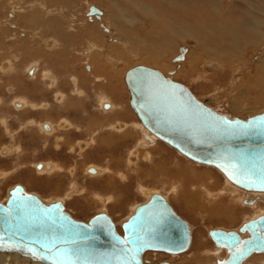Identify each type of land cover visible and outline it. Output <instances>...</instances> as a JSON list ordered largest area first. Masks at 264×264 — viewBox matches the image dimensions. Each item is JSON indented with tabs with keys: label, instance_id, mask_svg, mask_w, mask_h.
Here are the masks:
<instances>
[{
	"label": "bare ground",
	"instance_id": "1",
	"mask_svg": "<svg viewBox=\"0 0 264 264\" xmlns=\"http://www.w3.org/2000/svg\"><path fill=\"white\" fill-rule=\"evenodd\" d=\"M3 1H5V0H2L1 2L4 3ZM49 1L54 2L56 0H38L35 2H34V0H32V2L29 3V7H28L27 11H20L19 12L18 11L19 9L16 8L17 6H15V7H13V9L9 13L7 12L8 13L7 16H9L11 20L6 19L5 23L9 25V27H10V28L8 27L9 30L10 29L12 30L10 32V40L12 39L11 41L14 43H11L10 45H13V47H10V46H8L9 44H6L5 42H3V41H5V40H3V38L6 35V30H5L6 28L3 29L4 25L2 26V28L0 26V62H1V60L5 59V62L7 63V65L5 67H2V68L3 69L10 68L9 73L13 71V69L11 67H8L9 66L8 63H10L11 61H9V58L8 59L5 58V54H6L5 52L7 50H10V49H12V51L14 50L15 53H19V54L24 53V55L27 53L28 54L29 53H33V54L36 53V54H34L35 56H33L34 59L32 61H30L29 65L27 64V68L31 67L32 65H34V66L37 65V67H38L39 60L36 59V57H37L36 55L39 54L41 52V50L43 52L45 51V53L48 56L47 59L53 57V59L44 60L45 63H48V61L50 62L51 60H53L55 62V59H60L59 54L61 51L63 53H65V51H64V49H66L65 40L67 39L68 41H71V40H69V38H70L69 36H72V38H76L77 40L79 39L78 41H80V42L82 41L84 44L86 43V45L88 44L89 46L88 45L87 46L91 47L92 50L96 48L93 51L90 50V52H87L88 54L85 52V50H83V52H82V54L84 55V58L87 59L89 62V65H85L83 67L84 73H85L84 76H87L86 72L90 73V74L93 72L92 76H93V79H95L94 82H104V84H101L98 87V89H100V90L106 89L107 91H109L110 94H107L104 92H101L98 94L100 97L99 107L101 108L102 105L105 103H110L112 105V109L109 107L111 110L109 109L110 111H107L106 112L107 114H105V113L103 114L100 111L99 114H101V115L98 118H95L94 116H92L91 114L88 113L86 115V117H89V120H88L89 122L87 121L86 126L88 123H90L91 132H93L95 130H99L100 132L106 131L109 127H110V131L117 132V134L116 133H114V134L110 133L109 135L104 134L102 136V138H99L102 143H101L100 147L99 146L97 147V151H99V153L101 155L105 154L104 151L107 147L113 146L115 149L116 147H118V145L119 146H121V145L125 146V144H127L128 142H132V145L129 146L131 149H128L129 148L128 147L126 149V151H128V153H131L135 156L130 155L128 157V160H126L125 158H121V157H119V158L115 157L114 158V155H112V156L109 155L110 156L109 158L112 157L113 160L111 162V159L108 158V163H107L106 167H104L100 164L99 165H93L92 164V165H89L90 168L87 165L85 167L84 171L85 172L87 171V173L90 176H92L91 178L95 179V180L102 178V176L109 177L108 179H109V181H111L110 183L107 182V185L109 187H113V183H114L113 178L114 177L118 176V178H120L121 181H123L125 183H129V181L131 182V179L135 178L138 182L137 183L138 191H140L141 193H144V194H142V197H144L145 201H143L142 204L147 203L153 195L158 194V195H162L163 197H165L169 201V203L171 204L172 207H173V204L175 203V201H176L175 205H177L178 207H179V205H178L179 201H182L186 209H188V210H190V209L191 210H194V209L199 210V209L203 208V209H205L206 213L209 214V212H210L211 216H209V217L215 216L219 219V222H225V223H232L234 220H236L235 216H236L237 210L235 209V206H232L231 203L224 204L223 202H220L218 204H214L211 201H209L208 204L210 203L211 204L210 206H212L211 208H209V207H207L206 203L204 202L205 200L208 201V198H211L214 200L223 199L225 201L234 199V200H238L241 203V205L243 206V201L246 200L247 198H249V197H253V198L260 197L261 201H258L253 206H251L252 208H254L256 210L258 208H260L259 212H257L254 215V217H252L251 219L242 223L237 228L238 230L237 229H228V228H223V227L222 228H213V227H210V226L203 223L202 227L206 231V235L209 234V237H210V238H207L204 235V232L202 230H198L195 225H193L192 223L189 222L190 220L187 221L189 223L190 232H191V236H192L191 246L189 248V250L190 249L191 250L190 251L188 250L189 253L187 255H188V257L191 258L192 261H195V262L197 261V264H203L202 260L206 259L207 262L214 260L213 264H219L224 259H228L229 253H228L227 249L225 247H218L216 245V243L213 241V239L210 236V231H212V230H223L226 232L235 231V232L239 233L242 238L248 237L249 234L248 233H242L240 231V229L245 223H247L249 221H253L255 219H258L259 217L264 215V207L262 208V206H261V203L264 205V192L246 191V190L242 189L241 187L235 185L229 179H227L225 177V175L219 169H217L215 167L203 165V166H207L208 169L214 168L215 170H217V172L223 177V181H221L222 184L219 183V180L216 179V177L213 175V172H211V171H213L212 169H210V170H205V169L204 170H198L196 168H193L189 163L195 164V162H193L190 159H188L187 157L181 155L176 149H174L173 147H171L170 145H168L167 143L162 141L160 138H158L156 135L151 133L141 123V121L137 117V114L135 113V111L132 107L131 108L133 109L135 114L133 116L130 113V111L128 109V100L130 103L131 98H130V91H129L127 83L125 81V77H126L128 70H130L136 66H146V67L153 68V69L158 68V64L162 63L161 59L166 54L165 51L168 49L169 44L171 45L176 40V38L178 36L181 38L191 37L192 40L194 39L197 42L198 51H201V50L204 51V54L206 55L205 56L206 60L208 61V63H211L210 66L213 65L212 70L214 71L215 75L213 74V75H210L209 77L206 76L208 73H206V75H204V78L206 77V79H203V80L208 82V83L212 82L215 79H219L217 76H220V75H216V74H224L226 68L227 67L229 68V65L233 66L235 64L234 62L237 60L242 63V64H238L239 65L238 68H241L240 66H243V65L244 66H246V65L250 66L249 73L246 75V79L249 78L247 80V83L250 86L242 89L241 93L239 91V93H238V99H239L238 104H236V103L230 104L228 107H229V111L235 112V113H240L241 110L242 111L243 110L244 111L254 110V112L257 111L258 109H255V108H257L258 106H264L263 105V103H264V0H236L235 3H241L246 7L245 8L246 12H241V11L239 12L236 5L234 7H232L231 9H228L226 6V0H156V1L146 0L149 4H155L156 5L154 7H155V12L157 14H159L163 18H167L170 21H173L172 23L169 22L166 25L162 24L159 19L153 20L149 16L150 13L153 12L154 10L149 8L148 6H145L144 4L140 5L142 3L141 2L142 0H102V1H98L97 4L99 6L104 7L105 9L99 10L95 5L94 6L90 5L88 7L87 12H85V13H87V17L89 16L88 13H89L91 7H95L97 10H99L101 12L100 15H93L90 17V20H91V22H89L90 24L87 23L85 21V19L83 18V20L80 23L78 22V25H77V20H74L73 22H75V21L76 22L75 23L71 22V24H68L67 27L64 26V20L67 18L69 19V16L67 14L64 15L65 12L60 10L58 6L57 7H54V6L51 7L48 4ZM106 1H108V2H106ZM174 1L177 2L178 4H175ZM10 2H12L13 5H17V3H19V1H17V0H13V1L11 0ZM185 2H189L193 5L192 6H186L184 4ZM180 3L182 5H180ZM9 5H10V3H9ZM121 5H126V6L131 7L134 10V12L132 14L129 12H124L123 9L121 8ZM31 7H33L35 10H32ZM138 12L141 15H139ZM238 13H240L241 15H244L245 17L241 20L239 18L240 16L236 15ZM71 17L73 18L74 16L71 15ZM75 18H77V17H75ZM142 18H144L145 20ZM237 18H239V19H237ZM2 19H4V18H2ZM1 21H3V20H1ZM124 21H126V22H124ZM144 21H148L147 22L148 25ZM237 21H238V27L242 32H235V30H234L237 27ZM60 22H63V24L59 25ZM102 22L103 23L108 22L107 27H108L109 31L111 32V34L117 33V35L119 36L118 39H120L121 41L117 40L118 42L117 41L115 42L113 40L112 43L111 42L109 43V41H112V40L108 39V37H107V34L109 35V33H107L105 35V33L103 34V32L101 31L102 28H100V26H101ZM125 23H129L130 25H132L133 30L135 32H139L141 30H147V32L143 31L142 36L139 39H137L136 37H133L132 40L127 39L126 35H125V34H127L125 27H124ZM138 23H142L143 26L140 28L137 27ZM105 24L106 23H104L103 25H105ZM12 27H14V28H12ZM186 27L191 28V31H187L185 29ZM30 31H34V33H35L32 37L29 36ZM153 32L162 36V42H159V45H161V46L158 49L156 46V42L151 41V43H148L149 40H151L150 36H152L154 34ZM215 32H218V34H215ZM21 33L26 34L27 35L26 38L23 40L20 39V41H16L17 39L15 40L16 37H14L13 34L18 36ZM204 33L207 36H203ZM66 34L68 35L67 37H66ZM157 34H155V35H157ZM4 39H6V38H4ZM44 39H47V43H46L47 45L45 44V46H47L48 48H46V49H44V48H32L35 43H40V45H41V43H43L42 40H44ZM208 41L210 43H213L214 47L222 50L225 54H221L218 51V49H215L214 47H209ZM142 43L145 45L142 46ZM129 46H130L131 51L132 50L138 51V53L135 55L136 56V62L142 61V62L153 63V64H155V65H153L155 68L152 67L151 65H149L148 63L142 64V62H140L134 66L129 67V69H127V71H125V75L123 77V81H125L124 83L126 85L122 89V87L121 88L117 87V80L116 79H110L109 74L106 75L103 79V76L100 75L101 71H99L97 73L95 72V68L97 66H95L94 60L98 56H93V55L94 54L95 55L96 54L97 55L102 54L104 56H107L109 54V56L110 55H111V57L113 56V58H111L112 60L114 59V61H121L120 63H123V65L129 66L128 64H130V62H131V57H130L131 52H129L127 50V47H129ZM171 47H172V45H171ZM50 48L53 51L49 55L48 50ZM68 48H73V47H71V45H69ZM100 49H102V50H100ZM118 49H122L123 51L118 52ZM232 49H233V54H234L233 56H236V57L232 58V60H231V57L229 55L232 52ZM249 49L250 50L253 49L252 50L253 53L250 57L247 54L248 55V57H247L246 53L248 52ZM183 51H184L185 63H187L190 60L189 61L190 63H188V64L191 68V72L194 75L198 74V72H200V71H197L195 68L197 67L199 60H205V59L203 57L199 58L198 53H197V56H194V55L192 57L189 56L191 53L190 52L188 53L187 48L180 49V55L182 54ZM68 52H69V50L66 51V54H68ZM91 52H93V53H91ZM106 52H108L107 55H106ZM8 55H6V56H8ZM16 55L14 56V60H18ZM240 55H242L241 58H239ZM30 56H32V55H30ZM135 56H133V57H135ZM29 58H31V57H29ZM175 58L173 59L174 63L184 61V59L181 61H175ZM85 59H84V61H85ZM14 60H12V61H14ZM67 63H68V65H66V73L70 71L69 61ZM11 64H12V62H11ZM221 64L225 68H221ZM87 66H89V68ZM15 67L16 66H14V69L16 71L17 67L16 68ZM71 67H72V65H71ZM104 67L107 68L106 64L104 65ZM27 68H25V69H27ZM51 70H52L51 68H45L44 69V71L46 73H49V72L52 73ZM156 70H159V69H156ZM235 70L237 71L239 69L235 68ZM76 71H77V68H74V70L72 69V72L76 75H70L69 79L73 83H75V81H77V83H76V87H77V86H79V83H80L79 79L80 78L78 77ZM159 71L162 72L166 77L169 78V76L167 74H165L163 71H161V70H159ZM5 72L6 71H2V73L0 72V75H3ZM9 73H5V74H9ZM15 73H17V71ZM32 73L33 72L31 71L30 75ZM53 74L55 75V73H53ZM35 76L37 77L36 74L34 75V77ZM58 77L59 78L55 79V80H57L56 90L58 91L57 93L62 95V100L58 105L64 106L63 111H65V108H67L65 111L67 114L68 111H70L74 108L76 109V107H75V105L70 103V101H66V99H65L66 96L59 92V91H61V90H59L61 77L60 76H58ZM35 79H37V78H35ZM81 82H82V80H81ZM61 83H63V82H61ZM237 84H239V83H237ZM189 89L192 91L191 88H189ZM234 90H236V88H234L233 91ZM249 91H250L251 95H254L252 97V100L249 101L251 105L247 104L249 102L243 103V101L248 96V95L247 96H245V95L248 94ZM126 94H128L129 98L127 99V102L125 104L123 96L125 97ZM193 94L195 95L194 92H193ZM196 98H197V96H196ZM86 99H88V98H86ZM197 99H199V98H197ZM16 100H17V98H16ZM199 100H201V99H199ZM25 101L24 100L20 101V103L23 104L24 109L28 104V103H26L28 101H26V102ZM201 101L204 102V100H201ZM246 101H247V99H246ZM204 103L207 106H209L206 102H204ZM45 104H47V103H45ZM130 106H131V103H130ZM243 107H246V108L243 109ZM37 108H38V106H37ZM55 108L56 107L53 105L50 106V109H52L54 111L56 110ZM262 108L263 109H261L260 113H257L255 115H251L249 117H253V116L262 114L264 112V107H262ZM101 110H102V108H101ZM214 110L217 111V109H214ZM224 115H226V114H224ZM127 116H129L130 118L135 117V120L127 122L124 120V118H126ZM226 116L231 117V118H240V119H248L249 118L248 116L246 118V117L238 116L235 114H232V115L227 114ZM57 119H59V117ZM72 122L70 121L69 117H67V116H65L62 120V123L64 125H66L68 130L72 129V128L74 130L76 128V123L75 122L72 123ZM6 123H7V121H5L4 125H6ZM32 123L33 122H30L29 124L32 125ZM48 123L53 127L52 128V130H54L53 132L57 133V126H56L57 120L52 119ZM76 129L79 131L83 130L82 127L81 128L77 127ZM136 129H138L139 132H137ZM61 130H63V129H61ZM7 131H9L8 127H7ZM86 132L88 134L87 136L89 137L91 132L90 131H86ZM57 134H59V133H57ZM160 142H164L165 145L167 144L170 148L175 150V152H177L184 161H187L188 163L182 162L179 159H178L179 161L175 160L176 159L174 157L175 154L172 157V153L168 149H166L165 146L160 144ZM93 143H94L93 140H91L89 142L88 141L85 142L86 148L85 149L82 148V149L84 151H86L89 147L90 152L95 151L96 150L95 147L94 148L91 147ZM143 143H145V144H143ZM66 145L70 146V145H74V143H72L70 140H68ZM6 149H8L9 152L11 153V148L7 147ZM107 149L110 150L109 148H107ZM144 150H145V152H144ZM118 151H119V149H118ZM118 155L120 156V154H118ZM100 159L103 161L102 158H100ZM104 159L106 160L107 158L104 157ZM140 160H142V163H148L149 167L153 166L156 169V173L148 172V174H147L148 177L151 179V181H153L155 179H157L156 182H161V183H162V181H161L162 179L166 181L167 186L170 187L171 193L174 194L173 201L168 196L164 195L162 193V191L160 190V188H158V187L153 188L152 186H150V188H148L149 186H147V187L143 186V183L141 181V173L143 171V165H141V163L139 162ZM110 162L116 163V164L120 163L121 165L122 164L127 165V163H131L132 165H130V171H129L130 173L129 174H121L120 173L121 171L113 170L110 167L111 166ZM196 164H199V163H196ZM62 165L64 166V164H62ZM199 165H202V164H199ZM43 166L46 167L47 164L46 165L44 164ZM63 166H62V168H63ZM91 166H93V167H91ZM40 168L41 167H39V165H38V169H40ZM56 168H57V166H55L54 164L48 163V168H44L42 171L53 172L56 170ZM70 172H72V175H74L73 170H71ZM0 173L2 174V178H4V181H7L8 180L7 179L8 174L6 175L4 172H0ZM145 188H147V190ZM28 189H27V191H28ZM54 189H55V191H59V186H56ZM73 189H75L76 191L74 192L75 195L72 197L73 199L72 198L71 199H72V201L78 202L79 199H76V198L78 196H80V197L82 196V194H83L82 189L76 187V185H74V184L70 190H73ZM143 190H145V191L143 192ZM241 190H243V191H241ZM28 192H30V191H28ZM69 192L66 194L65 198L64 197H58L57 195H55L57 197L46 199L41 194L38 195L39 193L36 195H38V197L47 205L61 201L66 206V210L76 219V217L73 215V213H71L69 211V208L67 207L68 203L65 200V199H67V195L69 194ZM98 192H95L96 198L100 202H102L104 205L103 209L99 213L112 216V214L110 213L109 207L110 206H116L118 204V202L120 201L119 198L117 197V195H114L113 193L104 195V194H101ZM248 192L252 193V194H248ZM57 194H59V192ZM8 197H9V194H6V198H5L6 201H7ZM6 201L5 202L0 201V203L2 202V204H6ZM138 204L139 203L130 205V207H131L130 213L128 215H125V217H123L122 220L120 219L121 221H119L117 219H116L117 221L113 220L116 227H117V230L120 234H123L122 224L124 222H126L135 213L136 208L139 206ZM142 204L140 203V205H142ZM248 204L252 205L253 203L248 202ZM203 209H201V210H203ZM174 210H175V208H174ZM99 213H98V215H100ZM95 216H97V215H95ZM111 218H113V216ZM91 219L86 221V223H88ZM215 222H216V220H215ZM216 227H219V226H216ZM209 240L212 241V243L214 244V246L216 248L224 250L226 252V254L224 251H220L218 249H216L215 251L212 250L208 246L209 244L207 245V242ZM150 253H157L158 254L160 252H146L143 255V264L163 263L162 261L159 263L151 261L149 258V255H148ZM222 253H224L225 258H223ZM181 254H183V253H181ZM181 254L171 255V256L179 257V255H181ZM168 255H170V254H168ZM217 258H223V259H217ZM186 261H188V260H186ZM27 262L30 264H45V263L40 262V261H33L29 258H25L20 254L0 253V264H28ZM168 263H170V262H168ZM170 264H172V263H170ZM242 264H264V252L263 253H253L247 259H245Z\"/></svg>",
	"mask_w": 264,
	"mask_h": 264
},
{
	"label": "water",
	"instance_id": "2",
	"mask_svg": "<svg viewBox=\"0 0 264 264\" xmlns=\"http://www.w3.org/2000/svg\"><path fill=\"white\" fill-rule=\"evenodd\" d=\"M88 14L101 12L91 7ZM183 59L184 51L175 61ZM125 81L131 107L151 133L191 161L219 169L242 189L264 192V112L248 119L220 114L186 85L146 66L128 70ZM122 231L107 214L88 223L76 220L61 201L47 205L21 185L10 190L6 204L0 203V253L45 264H143L146 252L177 255L192 241L187 220L158 194L136 208ZM240 231L248 237L210 231L229 253L219 264H242L264 252V215Z\"/></svg>",
	"mask_w": 264,
	"mask_h": 264
},
{
	"label": "rangeland",
	"instance_id": "3",
	"mask_svg": "<svg viewBox=\"0 0 264 264\" xmlns=\"http://www.w3.org/2000/svg\"><path fill=\"white\" fill-rule=\"evenodd\" d=\"M1 1L2 0H0V26L2 28V26L4 25L3 29L6 28L5 29L6 35L4 37L6 39L3 38V40H5L3 42H5L6 44H9L8 46L13 47V45H10L11 43H14L11 41L12 39L10 40V32L12 30L11 29L9 30V28H10L9 25L5 23L6 19H10V17L7 15L15 6H17L16 8L19 9L18 10L19 12L21 9H22L21 11H27L28 7H29V3L32 2V0H17V1H19V3H17V5H13L12 2H10L11 0L10 1L5 0V1H3L4 3H2ZM35 1H38V0H34V2ZM57 1H60V0H57ZM68 1H69V4H67V5H64V4L62 5V3H56V1H54V2L49 1V3H48L51 7H53V6L57 7L58 6L60 10L65 12L64 15L67 14L69 16V19L67 18L64 20V26H66V27L68 26V24H71V22H73L74 20H77V25H78V22L80 23L83 20V18L85 19V21L87 23L91 22L90 16L87 17V13H85V12H87L88 7L90 5H93V6L95 5L99 10L105 9L104 7L99 6L97 4L98 1H102V0H68ZM153 1H156V0H153ZM235 1L236 0H226L227 8L231 9L232 7H234L236 5L239 12L240 11L246 12V10H245L246 7L241 3H235ZM8 2L10 3V5ZM106 2H108V1H106ZM141 2L142 3L140 5L144 4L145 6H148L149 8L154 10L149 15L153 20L159 19L161 21V23L164 25H166L169 22H171V23L173 22V21H170L167 18H163L162 16L157 14L155 12V7H154V6H156L155 4H149L146 0H142ZM174 3L178 4L175 1H174ZM184 4L186 6H192L193 5L189 2H185ZM180 5H182V4L180 3ZM121 8L123 9L124 12H129L131 14L134 12V10L131 7L126 6V5H121ZM31 9L35 10L33 7H31ZM138 14L141 15L139 12H138ZM71 15L74 17L72 18ZM236 15H239L240 16L239 18L241 20L245 17L244 15H241L240 13H238ZM75 17H77V18H75ZM2 18H4V19H2ZM239 18H237V19H239ZM142 19H144V18H142ZM1 20H3V21H1ZM75 22H73V23H75ZM124 22H126V21H124ZM144 22L147 23L148 21H144ZM104 23H106V24L103 25ZM104 23L102 22L100 28H102L101 31L103 32V34L105 33V35H106L107 33H109V35L107 34V37H108V39L112 40V41L108 40L109 43L110 42L112 43L113 40L115 42L117 40H120V39H118L119 36L117 35V33L111 34V32L109 31V29L107 27L108 22H104ZM60 24H63V22H60L59 25ZM147 25H148V23H147ZM142 26H143L142 23H138V25H137V27H139V28ZM124 27H125V30L127 33V34H125L126 38L131 39V40L133 39V37H136L137 39H139L142 36L143 31L147 32V30H141L139 32H135L133 30V26L130 25L129 23H125ZM12 28H14V27H12ZM185 29L187 31H191V28H189V27H186ZM234 30H235V32H242L238 27V21H237V27ZM29 33H30V35H29L30 37H32L35 34L34 31H30ZM155 34H157V33H154L153 34L154 36L153 35L150 36L151 40H149L148 43H151V41L156 42V46L158 49L161 46V45H159V42H162V36L158 35V34L155 35ZM215 34H218V32H215ZM67 36L68 35L66 34V37ZM203 36H207V35L204 33ZM69 37H70L69 40H71V41H68L67 39L65 40L66 49H64L65 53H63L62 51L60 52V54L63 53V55L59 54L60 60L58 59V61L56 63L55 62H54V64L51 63V65L49 64L50 63L49 61H48V63L42 62L43 63L42 67L51 68V69H54V71L56 70L59 73L58 75L61 76V81L67 83L61 88V90L66 93L68 100L69 99H72V100L77 99L76 100L77 104L78 103L80 105L85 104V112H81V114L84 116V118H85L84 114L87 115L88 113H93L92 116H94L95 118H98L101 115V114H99L100 111L103 114L104 113L107 114L106 113L107 111H104V110H101L98 108L99 103H100V97L98 94L101 92H104L107 94H110V93L106 89H103V90L98 89V87L101 84H104V82H94L95 79H93V76H92L93 72L91 74L86 72L87 76H84L85 73H84L83 67L85 65H89V62L87 59L84 58V55L82 54V52H83V50H85L86 53L90 52V50H92V48L88 47L89 46L88 44H87L88 45L87 46L86 43L84 44L82 41L81 42L78 41L79 39L77 40L76 38H72V36H69ZM208 43H209L208 44L209 47H214L213 43H210L209 41H208ZM69 45H71V47H73V48H68ZM144 45L145 44L142 43V46H144ZM171 45H172V47H171ZM171 45L170 44L168 45V49L165 51L166 54L161 59L162 63L158 64V68H156V69L163 71L165 74H167L169 76V78H171V80H173L175 82H180V83L188 86L189 88H191L192 91L197 96V98L204 100V102H206L209 105V107H211L213 109H217V111L219 110L218 112L221 114H226V115L227 114H231V115L235 114V115L247 118V116L249 117L251 115H255V114L261 112V109H263L262 107H264V106H258L259 108L258 107L255 108V109H258L255 112H254V110H251V111H247V110L242 111L241 110L240 113H235V112L229 111L228 106L230 104H234V103L238 104V102H239V99H238L239 91L241 93L242 89L250 86L247 83V80L249 78L246 79V75L249 73V70H250L249 65H246V66L243 65V66H240L241 68H238V66H239L238 64H242V63L236 59L237 61L234 62L235 64L233 66L229 65V68L228 67L226 68L224 74H216V75H220V76H217L219 79H215L212 82L208 83V82L203 80V79H206V77L204 78V75H206V73H208L206 75L207 77H209L210 75H213V74L215 75L214 71L212 70L213 65L210 66L211 63H208V61L206 60V58H205L206 55L204 54V51H202V50L198 51L197 42L194 39L192 40L191 37L181 38L178 36L176 38V40ZM32 48H43V47L40 45V43H35ZM183 48H187L188 53L189 52L191 53L189 56H191V57L193 55L197 56V53H198L199 58L203 57L205 59V60H199L198 65L195 68L197 71H200V72H198V74L194 75L191 72V68L188 64V63H190L189 62L190 60L187 63H185V59H184V61H181V62H175V63L173 62V59L176 56L178 57L180 55V49H183ZM214 48L218 49L216 47H214ZM95 49H93V50H95ZM67 50H69L68 54H66ZM100 50H102V49H100ZM127 50L129 52H131L130 53L131 62H130V64H128L129 66L123 65V63H120L121 61H114V59L112 60L111 58H113V56L112 57H111V55L109 56L108 52H106V55L108 54L107 56H104L102 54L101 55H97V54L93 55V56H98L97 58L95 57L96 59L94 60L95 66H97L95 68V72L97 73V72L101 71L100 75L103 76V79L106 75L109 74L110 79H116L117 80V87H120V88L122 87V89L126 85L124 83L125 81H123L125 71H127V69H129V67L134 66V65L142 62V61L136 62V56L135 55L138 53V51H135V50L131 51L130 46L127 47ZM252 50L249 49L248 52L246 53V55L248 54L250 57L253 53ZM121 51H123V50L118 49V52H121ZM218 51L221 54H225L220 49H218ZM5 53H6L5 58H7V59L9 58V61L12 62V64H11V62L8 63V65H9L8 67H11L13 69V71L10 73L7 72L9 74H3V76L0 77V80H1L0 82L2 84V86L0 87V96L4 97V100L10 101V99L14 96L12 94L18 93L21 96H27L28 98L30 97L31 98L30 100H32V98H34L32 101H35V103H37L39 106L41 105V103H44V102L50 103L53 106H57V104H56L57 101L55 102V100H54V94H55V91L58 92L57 90H53V91L47 90V86L43 82H41L42 81L41 79H38V78L35 79L36 76L33 79L39 80V81L35 82V83L39 82V84H38L39 86L31 85V82H30L31 80L27 78L25 68L27 67V64L29 65L30 61H32L34 59L33 56H35L34 54H36V53H34V54L33 53L28 54L27 53L24 55V53L19 54V53L12 52V49L7 50ZM73 53H74V55H77L78 58L76 61L71 62V60L69 61V57ZM91 53H93V52H91ZM6 55H8V56H6ZM14 55L17 56L18 60H14ZM30 55H32V56H30ZM132 55L135 57H133ZM233 55L234 54H233V49H232V52L229 55L231 57V60H232V58L236 57ZM248 55H247V57H248ZM36 56L43 58V60H49V59H47V54L45 53V51L43 52L42 50ZM29 57H31V58H29ZM241 57H242V55H240L239 58H241ZM84 59H85V61H84ZM12 60H14V61H12ZM68 61H69V65H70L69 66L70 71L66 73V65H68V63H67ZM147 63L149 65H151L152 67H154L153 65H155V64L149 63V62H142V64H147ZM23 64H26V66L23 67ZM44 64L47 65L48 67L45 66ZM105 64H106L107 68L104 67ZM6 65H7V63L5 62V59L1 60L0 67H5ZM71 65H72V67H71ZM14 66L17 67V68L15 67L17 73H15L16 71L14 69ZM74 68H77L76 73H77L78 77L80 78L79 79L80 83H79V86H77V87H75V85H73L72 81L69 79L70 75H76L72 72V69L74 70ZM221 68H225V67H223V65L221 64ZM235 68L239 69V70L236 71ZM5 75L14 76V79H4ZM81 80H82V82H81ZM41 83H43V84H41ZM237 83H239V84H237ZM98 84H99V86H97ZM4 87H10V90H12L13 93H10L8 88L4 89ZM34 87H36L35 88L36 91H34ZM234 88H236V90L233 91ZM126 96L125 97L123 96L125 104L127 102V99L129 98L128 94H126ZM245 96H247V98H246L247 101L245 99L243 101V103H247L250 100H252V97L254 95H251L250 91H249L248 94H246ZM86 98H88V99H86ZM247 104L251 105L250 102ZM263 105H264V103H263ZM77 106L78 105H76V108L80 109L79 106L78 107ZM244 108H246V107H243V109ZM128 109H129L130 113L134 116L135 113L130 106L129 100H128ZM42 111L43 110L40 107H38L37 111L31 113L33 115L31 118H33V117L38 118V120H37L38 124L33 126V127H27V125H28L27 121L30 118L24 117L23 115H25V114L19 115L18 113H16V114H13L14 115L13 117L10 116V119L14 118V120L11 121L12 128L14 129V132L19 135L18 137L21 139L18 140L16 137L14 144H11L10 143L11 141H10L8 135H6V136L4 135V139L2 140L0 147H3L4 145H6L7 147L13 149V153L7 159H1L0 158V170L6 169V171L8 172L10 169H14V167L15 168L25 167L24 170L27 171V173H25V174L23 173V177H19L18 175L15 174L16 175V176H14L15 178L10 177V178H7L8 179L7 181H2V182L0 181V191L2 190L0 192V201H3V202L6 201L5 200L6 190L11 185L14 186L15 184L25 185L27 187V189L29 188L28 191H30V192L34 191V192L40 193L46 199L47 198H55V195H53L54 193L64 192V190H66V188H68V187L71 189V187L74 184V185H76V187L82 189L83 194L81 197L80 196H78L77 198L75 197L76 199H79L77 202V201H72V199H73L72 197L75 195V193L73 191H72V193H69L67 195V199H65L68 203L67 207L69 208V211L71 213H73V215L76 217L77 220L85 221V222L88 221L89 219H91L94 215H98V213L104 207L103 203L100 202L96 198L95 192L99 191L98 193H101L104 195L113 193L114 195H117V197L119 198L120 201L118 202V204L116 206H110V207L108 206L110 213L112 214V216L114 218V219L112 218L114 221H117V220L121 221L122 218L125 217V215H128L131 211L130 205L136 204V203H139L138 205H140V203L142 204V202L145 201L144 197H142V194H144V193H141L140 191H138V185H137L138 182L135 178L131 179V182L129 181V183H125V182L121 181V179L118 178V176L114 177L113 178L114 179L113 187H109L107 185V182H109V183L111 182L108 179L109 177L102 176V178L95 180V179L91 178L92 176H90L88 173H86L84 171L85 167L87 165L89 166L92 164L93 165L100 164V165L106 167V165L108 163V158L110 157L109 155H111V156L114 155V158L115 157L125 158L126 160H128V157L130 155L135 156L131 153H128V151H126V149L130 145H132V142L127 147L124 146L121 148V146H119V145L115 149L113 146L112 147L110 146L111 148L107 147L111 151L108 150L107 148L105 149V151H104L105 154H103L102 156H103V158L105 157L107 159L106 160L104 159L103 161L100 159L101 154L99 153V151H97V149L95 151H92L89 153L83 152L82 153L83 155H81V152H80V149L78 148V146H76L75 149L71 150L70 147L65 146L64 144L60 143L61 144V145L59 144L60 146L56 145V143H57L56 138L58 136H60L58 134L44 138L43 134L41 133V129L39 127V123L42 120L40 119L39 115L36 114V113L42 114ZM62 113L64 114L65 111H63ZM79 113H77V114H79ZM81 114H80V116H81ZM18 116H20L22 119H20ZM80 116L77 117L74 114L73 118L78 119L76 121L74 120L76 122V128L77 127L81 128V126L83 125V120ZM124 120L127 122L128 121H134L135 117L130 118L129 116H127L126 118H124ZM86 127H87L86 128L87 131L91 132L90 123H88ZM76 128L74 130H72L69 134L65 135L66 140H70L72 142L73 141L72 139H75L77 137L76 135H79ZM136 130H137V132H139L138 129H136ZM38 132H39V134H38ZM32 133L36 135L35 140H37L36 141L37 143L35 145H33V142H32V144L30 142L29 134H32ZM110 133H113V134L116 133L117 134V132H115V131H110V127H109L106 131L100 132L99 130H95V131L91 132L89 138L87 136V138H82V139L78 138V139H81L80 141L87 139L86 141H88V142L93 140L94 143L91 146L93 148V147L99 146V144H101V142L97 139L101 138L104 134L109 135ZM2 134H5V133H4L3 127L0 126V135H2ZM160 144L165 146V148L168 149L172 153V157L175 154V156H174L176 158L175 160H177V161L181 160L182 162L188 163L187 161H184L181 158V156L177 152H175L172 148H170L167 144L165 145L164 142H160ZM57 147L59 149H57ZM16 148H19V149H16ZM46 148H48V150L52 149L55 154L52 155L51 153H48L49 151L45 152ZM118 149H119V151H118ZM128 149H131V148L129 147ZM144 152H145V150H144ZM118 154H120V156ZM83 156H84V158H83ZM0 157H3V156L1 155ZM109 159H111V162H112L113 158L111 157ZM47 161L57 163V165H60L61 162L64 163V166L66 168V170H64V173H57V174L53 175L54 177H58V178L61 177V179H62L63 183L61 185L60 191H55L54 187H53L54 184L52 182L50 183V181H53V178L50 179L49 177H46L47 175H39L38 174L40 171L39 172L37 171L36 166L39 163H43V162H47ZM111 162H110V165H111L110 167L113 170L121 171L120 172L121 174H129L130 173L129 171H130V165H132L131 163H127V165L126 164L121 165L120 163L116 164V163H111ZM139 162L141 163V165H143V171L141 173V181L143 183V186H145V187L149 186L148 188H150V186H152L153 188L158 187V188H160V190L162 191V193L164 195L168 196L173 201L174 194L171 193L170 187L167 186V183L165 180L162 179L161 180L162 183H161V182H156L157 179L151 181V179L148 177V175H147L148 172L156 173V169L153 166L149 167L148 163H142V160H140ZM189 164L193 168H196L198 170H204V169L210 170V169H212L213 171H211V172H213V175L216 177V179L219 180V183L222 184L221 181H223V177L214 168L209 167L210 169H208L207 166L199 165L196 163L195 164L189 163ZM71 170H73L74 175H72V172H70ZM43 172H45V171H43ZM13 173H14V170H12V173H9L10 176ZM70 189L68 190V192L70 191ZM145 189L147 190V188H145ZM144 191L145 190H143V192ZM241 191H243V190H241ZM248 194H252V193L248 192ZM65 196H66V193L62 197L65 198ZM209 201H211L214 204H218L220 202H223L224 204L231 203V205L235 206V209L237 210L236 216H235L236 220H234L232 223L219 222V219L217 217H215V216L209 217V216H211L210 212H209V214L206 213L205 209H203V208H201L203 210H201V209H199V210H195V209L194 210H191V209L188 210L185 208L182 201H179V203H178L179 207L177 205H175L176 201L173 204V207L175 208L177 213L179 215H181L187 221L190 220L189 222L192 223L193 225H195L198 230H202L204 232V235L207 238H210V237H209V234L206 235V231L202 227L203 223L210 226V227H213V228H222L223 227V228H228V229H237L242 223L251 219L252 217H254V215L257 212H259L260 208H258L256 210V209L252 208L251 206H253L256 202L261 201V198L260 197H255V198L249 197L243 201V206L241 205V203L238 200H234V199L225 201L223 199L214 200V199L208 198V201L205 200L204 202L206 203L207 207L211 208L212 207V206H210L211 204L210 203L208 204ZM248 202H252L253 204L250 205V204H248ZM261 206H262V208L264 207V205L262 203H261ZM99 214H102V213H99ZM215 220H216V222H215ZM216 226H219V227H216ZM207 245L214 251L216 249H218L214 246V244L212 243L211 240H209L207 242ZM218 250L224 251L222 249H218ZM189 251L179 255V257H177V256L173 257L171 255L161 253V252L158 254L157 253H150L148 255H149V258L151 261L157 262V263H159L161 261L162 262L165 261V262H170L172 264H179V263L180 264H194V263L197 264V261L196 262L192 261L191 258L188 257L187 254L189 253ZM225 254H226V252H225ZM222 256H223V258H225L224 253H222ZM223 258H217V259H223ZM186 260H188V261H186ZM202 261H203V264H213V262H214V260L207 262L206 259L205 260L203 259ZM28 264H30V263H28Z\"/></svg>",
	"mask_w": 264,
	"mask_h": 264
},
{
	"label": "flooded vegetation",
	"instance_id": "4",
	"mask_svg": "<svg viewBox=\"0 0 264 264\" xmlns=\"http://www.w3.org/2000/svg\"><path fill=\"white\" fill-rule=\"evenodd\" d=\"M15 32V31H14ZM25 32V31H24ZM13 36L14 37H16L15 38V40L16 41H20V39L21 40H23V39H25L26 38V34H24V33H21L20 35H14L13 34ZM14 40V41H15ZM42 42L43 43H41V46L44 48V49H46V48H48L47 46H45V44L47 43V39H44V40H42ZM47 45V44H46ZM52 49L50 48L49 50H48V54L50 55L51 53H52ZM60 55H63V53H61ZM48 57V56H47ZM48 59H53V57H51V58H48ZM60 60V59H59ZM44 61V60H43ZM58 60L57 59H55V63L57 62ZM51 63L52 64H54V61L53 60H51L50 61V65H51ZM45 65V64H44ZM45 66H47V65H45ZM37 67V65H32L31 67H29L28 69H27V78L28 79H33L34 78V75L36 74L37 75V77L36 78H38V79H41L42 80V82L47 86V90H51V91H53V90H56V86H57V80H55L56 78H59L58 76H60V75H58L59 73L56 71V72H54L55 73V75L53 74V73H46L45 71H44V69H45V67H42V64H40V65H38V67ZM48 67V66H47ZM51 67V66H50ZM88 68H89V66H87ZM30 69V70H29ZM36 70V71H35ZM42 70V71H41ZM52 70H54V69H52ZM2 71H6L5 73H7V72H9L10 71V68H8V69H3L2 67H0V72L2 73ZM31 71L33 72L31 75H30V73H31ZM40 72V73H39ZM4 73V74H5ZM45 73V74H44ZM58 73V74H57ZM57 74V75H56ZM2 76V75H1ZM57 76V77H56ZM46 77V78H45ZM61 77V76H60ZM62 81L60 80V86H59V90H61V88L65 85V84H67L66 82H63V83H61ZM76 83H77V81H75V83H73L72 82V84L73 85H75V87H76ZM59 85V84H58ZM43 86V85H42ZM49 86V87H48ZM97 86H99V84L97 85ZM51 87V88H50ZM62 91V90H61ZM63 92V91H62ZM61 98V99H60ZM31 99V98H30ZM34 98H32V100H33ZM54 100H55V102H56V104L58 105L60 102H61V100H62V95L61 94H59V93H57L56 91H55V94H54ZM33 102H35V101H33ZM46 102H44V103H41V109L43 110L42 111V114H40V113H36V114H38L39 115V117H40V119L42 120L39 124L41 125H39V127H40V129H41V133L43 132L44 133V135H46V136H48V137H50V136H53V135H55V134H57V133H60L62 130L61 129H65L64 131H67L68 129H67V127H66V125H64L63 123H62V120H63V118L65 117V116H67V117H69L70 118V120H72V121H74V120H78V119H76V118H73L74 117V114L78 117V116H80V114H81V112H85V104H82V105H78L79 106V108L80 109H72V110H70V111H68V113L66 114V112L63 114L62 112H63V110H61V109H58L57 111L59 112V115H53L54 113H56L54 110H52V109H50V106L52 105V104H50V103H47V104H45ZM8 105L10 106V107H8V108H11L12 109V113L13 114H16V113H20V112H22L23 110H24V107H23V104L22 103H20V102H18V101H16V100H12V101H10L9 103H8ZM38 105V104H37ZM43 105V106H42ZM77 106V107H78ZM43 107V108H42ZM57 107V106H56ZM112 109V105L110 104V103H105V104H103L102 105V110H105V111H110L111 109ZM99 109H101L100 107H98ZM25 109H27L28 111H29V114H27V115H23L24 117H29L30 119H29V121H35V122H37V120H38V118L37 117H33V118H31L33 115L31 114L32 112H35V111H37V108H35V107H27V108H25ZM110 109V110H109ZM88 111V110H87ZM45 112V113H44ZM80 112V113H79ZM61 113V114H60ZM73 113V114H72ZM77 113H79V114H77ZM12 114V115H13ZM66 114V115H65ZM89 114H93V113H89ZM85 115V118H84V116L81 114V118H82V120H83V125L81 126L82 128H83V130L82 131H79V130H77V132L79 133V135H76L77 137L75 138V139H72L73 141H72V143H74V147H73V149H75V147L76 146H78V148L80 149V152H81V155H83L82 153L84 152V150L83 149H85L86 148V144H85V142L84 141H86V140H82V141H80L82 138H87V127H86V123H87V121L89 120V117L87 118L86 117V114H84ZM14 116V115H13ZM2 117V116H1ZM20 119H22L20 116H18ZM59 117V119H57ZM52 119H54V120H57V123H56V126H57V133H55L54 134V130H52V126L48 123L50 120H52ZM4 119H0V126H2L3 127V129H4V133L5 134H2V135H0V144H1V142H2V140L4 139V135L6 136V135H8V133H7V127L9 126H11L12 127V123H11V121H13L14 120V118L13 119H5L4 121H3ZM5 121H7V123H6V125H4L5 124ZM61 121V122H60ZM75 122V121H74ZM60 125V126H59ZM8 127V128H9ZM60 127V128H59ZM42 133V134H43ZM38 134H39V132H38ZM67 134H69V133H67ZM67 134H64V135H60V136H58L57 138L58 139H61V141H57V143H56V145H58V146H60L61 144H64L65 146H68V145H66L67 144V141H65V139H66V137H65V135H67ZM50 135V136H49ZM19 135L17 134V139L18 140H20L21 138H19L18 137ZM29 136H30V142H31V144H32V142H33V145H35L37 142V140H35L36 139V135L35 134H29ZM8 137H9V139H10V136L8 135ZM56 138V139H57ZM78 138H81V139H78ZM10 141L12 142V140L10 139ZM10 142V143H11ZM61 143V144H60ZM60 144V145H59ZM131 144V142H128L127 144H125V147H127L128 145H130ZM143 144H145V143H143ZM142 144V145H143ZM122 146L123 145H121V148H122ZM131 146V145H130ZM69 147V146H68ZM124 147V146H123ZM7 148V146L6 145H4L3 147H0V156L2 155L3 157H0L1 159H7L10 155H12V153H10L9 152V150L8 149H6ZM83 148V149H82ZM89 148V147H88ZM57 149H59L58 147H57ZM72 150V149H71ZM49 151V152H48ZM45 152H48V153H51L52 155L53 154H55L54 152H53V150L52 149H49L48 150V148H46L45 149ZM102 158H103V156L102 155H100ZM100 157V158H101ZM84 158V157H83ZM103 160H104V158H103ZM49 162L47 161V162H43V163H39L38 165H42L41 166V168L40 169H38V165L36 166V169H37V171L39 172V171H41L42 169H44V168H48V165L46 166V167H44L43 165L44 164H48ZM62 163V162H61ZM91 167H93V166H91ZM15 168V167H14ZM89 168H90V166H89ZM88 168V169H89ZM5 170V169H4ZM25 173H27V171L26 172H24V174ZM86 173H87V171H86ZM16 176V175H15ZM19 177H23V174H21V176H19ZM0 181L2 182V181H4V178H2V174L0 173ZM16 185H21V184H15L14 186H10L7 190H6V194H9V192H10V190L11 189H13ZM21 186H23L24 188H25V190L27 191V189H26V186L25 185H21ZM10 189V190H9ZM2 191V190H1ZM0 191V192H1ZM72 191L73 192H75L76 190L75 189H73V190H70V192L72 193ZM28 192V191H27ZM69 192V193H70ZM28 193H30V194H34L32 191L31 192H28ZM34 195H36V194H34ZM38 196V195H37ZM95 216V215H94ZM93 216V217H94Z\"/></svg>",
	"mask_w": 264,
	"mask_h": 264
},
{
	"label": "crops",
	"instance_id": "5",
	"mask_svg": "<svg viewBox=\"0 0 264 264\" xmlns=\"http://www.w3.org/2000/svg\"><path fill=\"white\" fill-rule=\"evenodd\" d=\"M56 3H62V5L64 4V5H67V4H69V1L68 0H60V1H57L56 0ZM55 4V3H54ZM21 11V10H20ZM12 52H14V50L12 51ZM23 53V52H22ZM15 56V55H14ZM77 58H78V56L77 55H74V53L72 54V55H70V57H69V61L71 60V62L72 61H76L77 60ZM36 59H38L39 60V65L40 64H43L44 63V61H43V58H40V57H36ZM42 59V60H41ZM58 60V59H57ZM43 62V63H42ZM78 64V63H77ZM24 66H26V64H23V67ZM27 68V67H26ZM26 70V73H27V69H25ZM51 72L52 73H54V72H56V71H54V70H51ZM3 76V75H2ZM2 76H0V77H2ZM7 77V78H6ZM16 78V77H15ZM3 79V78H2ZM4 79H14V76H7V75H5L4 76ZM31 81V85H37V86H39L38 84H39V82L38 83H35L36 81H39V80H35V79H30ZM33 80V81H32ZM1 81V80H0ZM42 82V81H41ZM41 84H43V83H41ZM2 86V84H1V82H0V87ZM6 88H8V90L10 91V93H13L12 92V90H10V87H4V89H6ZM35 88L36 87H34V91H36L35 90ZM60 93H62V94H64L65 96H66V101H70V103H72L73 105H75V107H76V105H79V103L77 104V99H75V100H72V99H67V95L65 94V92H62V91H59ZM32 93V92H31ZM12 95H14L11 99H10V101H12V100H16V98H17V100L16 101H18V102H20V101H28V102H26V103H28L27 104V106L25 107V108H27V107H35V108H37V106L38 107H40L41 108V106H39V105H37V103H35V102H33L32 100H30V97L28 98L27 96H21V95H19L18 93H13ZM31 95V94H30ZM21 99V100H20ZM0 119L2 118V119H9L10 118V116H12L13 117V113H12V109L11 108H8L9 107V105H8V103L10 102V101H7V100H4V97H2V96H0ZM2 103V104H1ZM30 103V104H29ZM29 105V106H28ZM33 105V106H32ZM56 107V106H55ZM63 108H64V106H59V105H57V107L55 108L56 110L57 109H61V110H63ZM66 109L67 108H65V111H66ZM77 109V108H76ZM56 113H54L53 115H59V112L58 111H55ZM19 115H23V114H25V115H27V114H29V111L27 110V109H24L22 112H20V113H18ZM73 114V113H72ZM3 115V116H2ZM24 115V116H25ZM2 116V117H1ZM12 119V118H11ZM70 119V118H69ZM20 120V119H19ZM71 122H72V120H70ZM76 121V120H75ZM30 122H33L32 123V125L31 124H29ZM74 122V121H73ZM72 122V123H73ZM27 123H28V125H27V127H33V126H35V125H37L38 123L37 122H35V121H27ZM76 123V122H75ZM40 125V124H39ZM9 127V126H8ZM9 131H7V133H8V135L10 136V139L12 140V142H11V144H14V142H15V138L17 137L16 135V133L14 132V129L10 126L9 128ZM73 130V128L72 129H69V130H67V131H64V130H62L58 135H64V134H67V133H70L71 131ZM43 133V132H42ZM54 134H55V132H54ZM106 135H108V134H106ZM43 136H44V138H47L48 136H46V135H44V133H43ZM50 136V135H49ZM90 137V136H89ZM88 137V138H89ZM102 138V137H101ZM62 139V138H61ZM61 139H56L57 141H61ZM97 140H99L100 142H101V140L100 139H97ZM65 141H67L66 139H65ZM84 142H87V141H84ZM102 143V142H101ZM89 144V143H88ZM100 145L101 144H99V147H100ZM71 149H73V145H70L69 146ZM97 147L98 146H96L95 147V149H97ZM9 148V147H8ZM94 148V147H93ZM16 149H19V148H16ZM175 151V150H174ZM17 152V151H16ZM85 153L86 152H90L89 151V148L86 150V151H84ZM11 153H13V149L11 148ZM18 153V152H17ZM102 158V157H101ZM49 163H52V164H54L55 166H57V168H56V170L55 171H53V172H49V171H45V172H43L42 170L38 173L39 175H47L46 177H49L50 179H52L53 178V181H50V183L52 182L53 184H54V188L56 187V186H59V191H60V188H61V185H62V179H61V177L60 178H58V177H54L53 175H55V174H57V173H64V170H66V168L62 165V164H64V163H61L60 165H57V163H54V162H51V161H48ZM46 165V164H45ZM48 165V164H47ZM63 166V168H62V166ZM95 165H99V164H95ZM24 168L25 167H17V168H14V169H10L8 172L6 171V169L4 170H0V172H4L6 175L8 174V177L7 178H10V177H13V178H15L14 176H15V174L16 175H18V176H21V174H23L24 172H26L25 170H24ZM12 170H14V173L10 176V174L9 173H12ZM20 170V171H19ZM24 170V171H23ZM11 171V172H10ZM23 171V172H22ZM61 181V182H60ZM27 188V187H26ZM70 188L68 187V188H66V190H64V192H61V193H59V194H57V193H54L53 195H57L58 197H62V196H64V194L66 193H68V190H69ZM55 190V189H54ZM33 193L34 194H38L37 192H34L33 191ZM38 195H40V193L38 194ZM42 195V194H41ZM57 196H55V197H57Z\"/></svg>",
	"mask_w": 264,
	"mask_h": 264
}]
</instances>
